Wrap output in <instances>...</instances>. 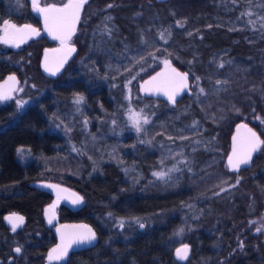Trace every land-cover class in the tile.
I'll list each match as a JSON object with an SVG mask.
<instances>
[{
    "label": "trees",
    "instance_id": "trees-1",
    "mask_svg": "<svg viewBox=\"0 0 264 264\" xmlns=\"http://www.w3.org/2000/svg\"><path fill=\"white\" fill-rule=\"evenodd\" d=\"M17 1L12 0L13 8ZM120 42L126 49L117 56L114 47ZM74 43L77 54L64 69L75 71L73 79L68 72L67 79L64 72L54 80L43 78L48 89L44 96L52 97L49 108L41 112L36 104L28 106L12 129L0 133V264H58L48 260L59 241L43 217L54 197L31 186L40 181L77 191L84 206L72 211L61 203L58 220L87 224L98 237L93 248L69 253L63 264H264V238L236 232L238 225L264 216V134L259 133L262 146L250 165L238 174L225 166L233 126L249 123L259 132L264 120V0H84ZM81 57L83 63L74 67ZM163 58L190 76V95L174 108L137 95V102L158 107L149 111L148 133L146 129L135 138L122 117L129 110L125 88L130 85L134 96L138 83L157 70ZM197 80L201 94H195ZM61 92L70 101L76 94L85 95L82 106L88 111L101 103L108 108L102 116L121 114L117 126L124 131V145L113 152L115 160L81 154L76 136L71 143L77 153L64 148L70 133L55 108ZM200 103L210 105L209 117ZM177 139L194 141L185 150L187 161L163 178L152 175L163 168L158 164L160 144ZM19 148L33 160H22ZM129 149L135 155L126 153ZM61 154L67 155L73 172L43 170L42 162H55ZM237 175L240 180L233 189L222 194L219 187L210 194L202 188L217 177L233 180ZM8 213L24 218L20 229L5 225ZM121 219L123 228L118 226ZM185 219L191 227L189 241L178 243L188 244L191 251L180 263L173 254V237ZM237 238L244 239L241 247ZM16 247L21 248L19 254Z\"/></svg>",
    "mask_w": 264,
    "mask_h": 264
},
{
    "label": "rangeland",
    "instance_id": "rangeland-1",
    "mask_svg": "<svg viewBox=\"0 0 264 264\" xmlns=\"http://www.w3.org/2000/svg\"><path fill=\"white\" fill-rule=\"evenodd\" d=\"M64 1L66 2L67 0H61L60 3L59 2H52V3L53 4H61ZM88 20H85V23L88 22ZM102 34L104 35L105 33H102ZM151 42H152V40L150 42L145 41L144 43H145V45H149V43H151ZM144 43H142V44H144ZM118 45L119 46L116 45L114 48L117 51V56H120V53L125 51L126 44L120 42ZM141 46H143V45H141ZM109 49L111 50V47H109ZM82 58L83 57L78 58L76 66H74V67H77L78 65L83 63V61H81ZM165 60L166 59L163 58L160 60V62H158L160 64V66L162 65V63ZM28 64H29L30 71H29L28 75L26 77H24L22 80L21 79L17 80L20 87H19V90L15 93V95H14L15 97L13 98V102L15 104H16L17 100H21V101L26 102V103H24V106H31V105L36 104L37 103V96H39L41 93H42V95H44L45 91L48 90L47 87L43 88V85H45L44 82L40 78H35V75L31 73V68L35 66V69H37L38 64L37 63H35L36 65L31 64L30 60H28ZM71 70L72 69H70L69 67L66 69V71L64 72L65 73V76H64L65 79H67V72H68V76L73 79L75 71H73V73L71 72V74H70ZM85 77H86V75H85ZM92 77H93L92 74H89L87 76V78L89 80H91ZM133 78H135V75L133 76ZM65 79H62V81H60V82H64ZM130 81H132V79H129L128 83ZM199 82L200 81L197 80V84H195V90H196L195 94L203 93L200 89ZM36 90H37V92L34 93V91H36ZM136 93H137V88H136V92L134 93V96H131V94H130V85L125 88L124 99L127 102V107L129 110L122 115V117L126 120L127 125L130 127L129 130H131V134H132V132L136 134L135 138H136V136H140L143 133H145V131H146V129H147V127L151 121V117L149 116V113H150L149 111L153 110V108L155 109L158 107V105L156 103H139V102H137L136 100H137L138 94H136ZM60 95L63 97L61 100L58 99L56 107H55L58 111L57 112V118L60 120L61 125L64 126V128H65L64 130L67 129V133H70L67 135L66 138H64V141H67V143H65L64 148L70 150L71 152H75V153H77L75 150L78 149V150H80L79 152L83 151L81 154H85V155L89 154V153L108 155L109 160H115L116 155L114 156L113 152H116L119 148L123 149V145H124L123 144L124 143V137H125V136H123L124 131L119 129L117 126V122H118L117 120L121 119V114L118 115L116 113H112L111 116H106V115L102 116L100 114V112H103L105 114V112L108 110L106 105H101V103H97L94 106L95 111L90 109V107H89V111H88L82 106L83 102L80 104L74 103L75 97L70 101L68 99H63L64 96H66L64 94V92H61ZM83 97L85 98V95H83ZM193 98L195 99V96ZM193 98H192V101H193ZM105 99H104L103 104L106 103ZM49 104H50V101H48V105ZM16 106H17V104H16ZM199 106L201 107L203 113L206 116L209 117L212 114V112H209V109H211L210 105L204 106L200 103ZM135 115H138L141 118L142 130L139 133L132 126V119L131 118L134 117ZM158 115H159V113H158ZM156 116H157V114L155 112V113H153L152 118L156 117ZM77 117L80 118L79 120L81 122H79V121L77 122V120H76ZM144 117L147 118L148 123H143ZM48 118H49V120H51V122L56 123L51 117H48ZM261 121L262 122H259V124H258L259 130H260L261 124L264 122V120H261ZM76 124H78V125H76ZM64 130H63V132H64ZM72 130L74 131V133H72ZM261 131L263 132L264 129L263 130L261 129ZM125 133H126V131H125ZM147 133H148V129H147ZM73 136L79 137L78 141L80 143H78V145H81L79 147H76V149H75V146L71 143L73 141L72 140ZM193 142L194 141H189L188 139H177L174 142H169V144L161 143L160 145L163 147V154H162L161 160L159 161L158 164L160 166H162L164 169L162 168V169H159L157 171H153L152 175L154 172H165V173H167L170 169L174 168V166H177L178 164H182L184 161H187L188 154H186L185 150L189 146V144H191ZM174 144H177V145H174ZM128 152H132V154L135 155V153L132 149H129L126 151V153H128ZM147 152H148V150L146 152H144V154H146ZM19 154L21 155L22 160H24V161L29 162V161L33 160V156L30 155L26 150H19ZM261 154H262L261 156L264 157V149H263V152ZM61 155H62V157H56L57 160L55 162H47V163L42 162L41 166H43V170L48 171V172H53L56 175L73 172L74 168H72L71 166H69L68 163H66L67 162V159H66L67 155H65V154H61ZM74 155H77V154H74ZM74 155H73V158H78V159L80 158V156L76 157ZM171 163H172V165H171ZM262 166H263L262 169L264 170V158L262 161ZM238 180H240V177H238V175L236 178L234 177L233 180H231L230 178L226 179L225 176H220V177H217L216 179H214L213 182L203 183L202 188H205V189L207 188L206 192L208 194H210L212 188L216 189L219 187V188H221V191L218 193L222 194L225 190H228L230 188L233 189V187L236 185ZM233 194L234 193L231 192V194H229V196L230 195L233 196ZM53 205H54V207H52ZM46 206L52 207L54 209V212L56 215H58L60 210H61V202L57 201L54 198H52L51 201L49 202V204ZM46 206H45V208H46ZM43 213H44V211H43ZM185 221H186V222H184L185 225L179 227V229L175 232V235H174L175 237H173V242L176 243V244L174 243L175 247L173 249V254L178 247L183 246V245H187L186 243L185 244L184 243L179 244L178 241H181V239H183L184 241H189L191 227H188L189 223H188L187 219H185ZM257 229H260V230L257 231ZM237 230H238V231H236L237 236H240L242 233L249 231L251 233L258 234L262 238H264V216H261L259 218L253 219V220H249L246 222V224L238 225ZM244 239H245V237H244ZM243 240H239V238L236 239V242L238 243V247H241V243Z\"/></svg>",
    "mask_w": 264,
    "mask_h": 264
},
{
    "label": "water",
    "instance_id": "water-1",
    "mask_svg": "<svg viewBox=\"0 0 264 264\" xmlns=\"http://www.w3.org/2000/svg\"><path fill=\"white\" fill-rule=\"evenodd\" d=\"M29 1H30L31 5L36 10V16L41 20V27H42L43 33L48 38L49 42L61 43L59 39L53 38V35L57 34V29H56V27L53 26V24L51 22V18L61 16V15H63V13L54 12V11L45 13V12L39 11V9H63L65 7V5H67L70 2V0L63 5L49 4L46 6L37 5L38 0H29ZM165 1L166 0H158V2H161V3L165 2ZM83 7H84V2L80 7L79 19L75 23L74 31L71 35V39L76 32L78 23L80 21L81 14L83 12ZM45 15H47L50 18L49 24L47 26L45 24ZM49 29H52V34H50ZM71 39L68 40L67 43L70 42ZM67 46L74 48L75 51H72L66 55L65 49L62 45H60L59 47H56V48H48V49L44 50L42 60H41V69H42V72H43L45 78L53 80V79H56L57 77H59L61 75V73L63 72V70L66 68V66L76 56L77 49L73 45H67ZM52 50H58V51H52ZM46 56H47V60H46ZM59 58H64L65 62L63 63V66L59 69V71L56 72V75H51L48 71L45 70V66L47 64V66L49 68H54L55 61ZM168 65H169V67H166L165 63L163 62L162 65L157 70H155L152 74H150L149 76L142 79L137 85V94L142 99L160 101V102L164 103L168 108H174L177 105V103L180 102L184 97H187L190 95L191 79H190L189 75H187V87L182 88L179 91V93L175 96V103L170 102L168 100L167 96L164 95L162 92L157 93V92L153 91L152 87L145 83L146 81L151 80V78L153 76H158V74H161V73H163L164 75L158 76L157 82H159L160 80H168L171 82L172 80H174V74L171 72V69H173V68L176 70V72L185 73L182 70H180L171 61H168ZM14 89H15V84H14L13 80L7 79L0 85V91H8L11 93L14 91ZM242 125L244 127H241ZM249 129H251V128H249V126H247L245 123H242V122L235 124V126L232 129V133H231V137H230L229 152H228L226 160H225V166L227 167V169L231 173L237 174L240 170V167L247 164V163L246 164H240L238 166V168H232L229 166L228 157L230 155H232L234 146L239 148L246 141L253 139L251 136V133H255V132L252 129H251V132H249L248 131ZM255 138L258 139L259 143L257 144L256 150L252 152L251 159L249 160V162L252 160L254 154L258 151V149L261 146V140L256 133H255ZM31 186L39 189L40 191H43V192H46V193L52 195L57 201L61 202L64 206L70 208L73 211H77L84 206L83 197L77 191H75V190H73L67 186L57 184V183H53V182H49V181L36 182V183H33ZM77 197L80 198L79 202L73 203V200H75ZM46 210H48L47 215H46ZM12 214H15V213H8L4 216V223L9 228H11V224L9 223V221L6 218L11 216ZM50 216L54 217L52 219V223H49V217ZM43 217H44L45 222L48 225L53 226L52 233L54 235H56L58 238L59 243L55 247H57L58 245L61 244V236H60L61 232L66 233V234H73V233L85 231V229L81 228L80 226H87L88 228L92 229L91 226L84 224V223H60V222L57 223V217H56V214L54 212V209L50 206H46V208L44 209ZM22 224L23 223L19 224L16 229H20L22 227ZM62 226H68V227L65 228ZM57 229H60V232H58ZM95 234H96V232H95ZM97 242H98V237L96 234V239L94 241H92L91 243H84V244H79V245L73 244L72 247L69 248L68 253L79 252V251L91 249L97 244ZM183 246H180L178 248H183ZM55 247H53V248H55ZM14 252H15V250H14ZM16 254H18V253H16ZM67 256L62 260H59V261L53 260V261L58 263V264H63L66 261ZM174 256L178 262L184 263L189 259V249H188L187 254H186V259H183V260L178 259L176 256V250L174 252Z\"/></svg>",
    "mask_w": 264,
    "mask_h": 264
},
{
    "label": "snow or ice",
    "instance_id": "snow-or-ice-1",
    "mask_svg": "<svg viewBox=\"0 0 264 264\" xmlns=\"http://www.w3.org/2000/svg\"><path fill=\"white\" fill-rule=\"evenodd\" d=\"M84 0H70V2L65 5L63 9H39L41 12H59L63 13V15L58 17H52L51 22L54 27L57 29V34L53 35L54 39H59L61 42V45L65 49L66 55L72 51H75L74 48L67 46V41L71 39V35L74 31V26L76 21L79 19V10L81 5L83 4ZM111 7V5H109ZM50 18L45 15V24L46 26L49 24ZM5 25L4 31L5 36L7 37L4 42L8 43L11 40H16L22 38L24 34V29H31L32 32H36L37 30L34 28H31L30 25H25L24 28H17L15 25H9L8 21L3 22ZM179 23V22H178ZM11 27L15 29L14 32H8V28ZM50 34H52V29H49ZM52 51H58V50H52ZM47 60V56H46ZM65 62L64 58H59L55 61L54 68H49L46 64L45 70L48 71L51 75H56V72L59 71V69L63 66V63ZM165 66L169 67L168 61H164ZM222 66V65H221ZM171 72L174 74V80L171 82L168 80H160L158 81V76L164 75L163 73L158 74V76H153L151 80L146 81L145 83L147 85H150L152 87V90L160 93L162 92L164 95L167 96L168 100L172 103H175V96L179 93V91L187 87V74L185 73H179L176 72V70L173 68L171 69ZM9 80H15V77H9ZM219 83V81H217ZM143 87V86H142ZM203 91V89H201ZM10 92L8 91H0V101L10 99ZM84 100V97L82 95L76 94L74 103L80 104ZM24 101L17 100L16 104L18 108H22L24 106ZM132 119V126L136 129V131L139 133L142 130L141 127V118L138 115H135ZM143 123H148V120L146 117L143 118ZM241 127H244L243 125ZM251 132V129L248 130ZM251 136L253 139L246 141L244 144H242L239 148L235 147L233 148V153L228 157V163L229 166L232 168H238L240 164H246L251 159L252 152L256 150L257 144L259 143L258 139L255 138V133H251ZM178 169L173 168L169 171H177ZM154 176H157L158 178H163L166 173L165 172H154ZM80 198L77 197L75 200H73V203L79 202ZM54 207V205L52 206ZM48 214V210H46V215ZM54 217H49V223H52V219ZM9 223L11 224L12 231H15L19 224L23 223L24 218L22 216H19L17 214H12L11 216L6 218ZM134 222L138 224V226L143 229L145 227V224L141 221L140 218H134ZM125 224V221L121 219L119 221L118 226L120 228H123ZM62 227H68V226H62ZM81 228L85 229V231L73 233V234H66L61 232V244L57 247L51 249V251L48 254V260L49 261H59L64 259L68 255L69 248L72 247L73 244H84V243H91L96 239L95 232L88 228L87 226H80ZM260 229H257L259 231ZM58 232H60V229H57ZM188 251L187 245H184L183 248H177L176 249V256L178 259H186V254ZM16 253L21 252L20 247L15 248Z\"/></svg>",
    "mask_w": 264,
    "mask_h": 264
},
{
    "label": "flooded vegetation",
    "instance_id": "flooded-vegetation-1",
    "mask_svg": "<svg viewBox=\"0 0 264 264\" xmlns=\"http://www.w3.org/2000/svg\"><path fill=\"white\" fill-rule=\"evenodd\" d=\"M68 1L69 0H67L66 2L64 1L61 4H54V5H63ZM49 4H53V3H44L43 0H38L37 2V5L39 6H46ZM16 5L17 6L13 8L12 0H0V85L5 80L9 79V77H15L14 80L15 89L13 92L10 93L11 98L0 101V133L4 132L7 129L8 130L12 129L13 126L17 123L18 119L28 109V106H24L23 108L18 109L16 104L13 102V98L15 97L14 95L19 90L20 87L17 80L18 79L22 80L24 77L28 75L30 71L28 60L31 61V64L34 65H36L35 63L38 64L37 69H35V66L31 68V73L35 75V78H40L42 80L43 78H45L41 69V60L44 50L48 48H56L61 45V43L59 42H49L48 38L44 35L41 27V20L36 16V10L31 5L29 0L17 1ZM81 19H82V14L79 23L81 22ZM4 21H8L9 25H15L17 28H24L25 25H30L31 28H34L37 31L32 32L31 29H24V34L22 38L11 40L10 42L5 43L4 40L7 37L5 36V31L3 29L5 27L3 23ZM77 29L71 41L67 43V45H73L76 49L77 47L75 46L74 42H75V36L77 34ZM14 31L15 29L11 27L8 28V32L11 33ZM51 98H52L51 96L46 98L44 95H42V93L39 96H37V103H36V106L38 107L37 109L41 112H44L46 108L48 109L49 108L48 101H50ZM246 125L249 126V128H251L259 136L262 146V139L259 133L264 134V131L263 132L261 131V129L262 130L264 129V123L261 124V128L259 132L254 130L249 123H246ZM261 146L258 149V151L254 154L252 160L246 165L240 167V169L250 165L254 157L259 153ZM19 150H25V149L19 148ZM56 217H57V223H59L60 221L58 220V215H56ZM187 247L189 249V257H190V251H191L190 246L187 244Z\"/></svg>",
    "mask_w": 264,
    "mask_h": 264
}]
</instances>
